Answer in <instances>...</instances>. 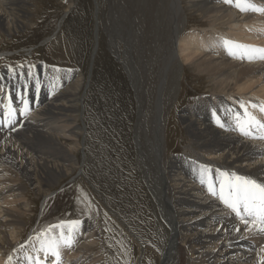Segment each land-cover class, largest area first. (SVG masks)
Masks as SVG:
<instances>
[{"label": "bare ground", "instance_id": "bare-ground-1", "mask_svg": "<svg viewBox=\"0 0 264 264\" xmlns=\"http://www.w3.org/2000/svg\"><path fill=\"white\" fill-rule=\"evenodd\" d=\"M253 2L264 7V0ZM97 3L94 0L92 61L101 40ZM108 3L106 54L110 52L122 64L134 98L133 108L127 82L117 72V95L126 107L125 132H117L118 137H125L123 156L129 146L127 126L134 110L133 151L128 159L133 156L142 183L134 175L132 196L141 207L135 216L145 223L148 219L147 226L157 227L158 242L163 243L158 258L143 264H264V233L247 229L207 190L209 182L218 190L221 178L217 170L264 182V129L253 127L252 135L245 136L237 127L238 118L241 122L248 119L240 107L243 102L248 113L264 122L259 107H252L264 106V61L241 60L222 44L227 39L264 45V13L243 12L224 0ZM29 4L30 0H0V37L28 26ZM194 19L207 23V27L188 29ZM61 20L51 35L57 33ZM20 67L24 68L23 85L18 75L13 76L20 73L18 67L0 72V264H36V257L43 264H52L55 257L49 255L45 260L37 237L29 235L22 241L20 234L32 203L29 190L44 197L59 178L78 168L74 153L82 145L84 131L79 124L83 78L74 71H48L43 65ZM39 69L44 72V81L33 80L32 91L25 82ZM188 76L191 83L205 87L209 94L177 109L175 103ZM22 98L29 102V110L23 115ZM9 100L14 112L5 107ZM9 119L15 122L6 127ZM173 139H180L182 153L170 152ZM202 167L211 170L203 176L204 183ZM90 221H81L72 247L60 248V264H108L98 249V229ZM64 227L66 230L67 225ZM59 232L53 228L46 236H58ZM142 232L138 233L144 236ZM140 250L144 252L142 247ZM29 256L34 259L29 261Z\"/></svg>", "mask_w": 264, "mask_h": 264}, {"label": "rangeland", "instance_id": "rangeland-1", "mask_svg": "<svg viewBox=\"0 0 264 264\" xmlns=\"http://www.w3.org/2000/svg\"><path fill=\"white\" fill-rule=\"evenodd\" d=\"M104 1L97 0L98 19L101 22L98 31V39L101 40H98V44L101 49L98 48V56L96 54L93 61L90 55L94 46V0H30L27 6L29 16L26 18L28 26L18 29L9 37H0V72L3 68L18 67L20 73L13 76L18 75L17 79L21 85L24 84L25 76L22 73L24 68L20 66L25 64L33 68L43 65L48 71L53 69L74 71L80 73L83 78L81 89L83 106L79 124L84 131L82 145L78 146L74 153L78 168L71 174L59 178L58 183L51 186L44 197L29 190L32 203L24 216L20 239L25 240L29 235L37 237L38 233H45L49 226L59 224L61 221L91 220L99 232L98 249L101 257L105 258L108 264H143L148 259L151 261V258H158V254L163 250V243L160 240L158 242L160 234H157L159 233L157 227L150 223L151 227L147 226L148 219L145 223L135 216L141 207L132 196H135L133 180L136 175L138 177L136 179L141 183V177L133 156L131 155L133 159L130 161L128 159L129 152L133 151L131 134L134 110L131 108V120L127 126L128 140L126 138L129 146L123 156L121 147L126 146L125 137H118L117 132H125L126 107L118 98L120 94L117 90L119 83L117 72L125 78L123 82H127L125 85L128 90L130 89L133 108L134 98L122 64L110 52L109 55L106 54L110 4L108 0ZM67 4H71L70 8H66ZM60 18L62 20L57 33L51 35ZM193 21L188 29L207 27V23L199 19ZM48 36L50 37L47 38ZM246 45L264 48L263 44ZM100 59L103 60L102 63H98ZM42 73L44 72L39 69V73L25 82L27 88H32L33 91L35 79L44 81ZM183 87L180 100L175 103L177 109L188 107L209 94L206 93L205 87L191 83L189 76L187 82H183ZM253 100L263 103L258 99ZM262 120L264 121V116ZM9 125L5 124L6 127ZM173 140L175 142L170 147V152L182 153L180 139ZM151 205L148 204L149 207H153ZM159 243L161 245L156 248L155 245Z\"/></svg>", "mask_w": 264, "mask_h": 264}, {"label": "snow or ice", "instance_id": "snow-or-ice-1", "mask_svg": "<svg viewBox=\"0 0 264 264\" xmlns=\"http://www.w3.org/2000/svg\"><path fill=\"white\" fill-rule=\"evenodd\" d=\"M225 3L234 4L240 11L247 12H259L264 13V7L257 6L253 0H224ZM230 55L236 56L237 58L248 61L261 60L264 61V48H259L252 45L239 44L234 41L224 39L222 41ZM32 75L31 72L28 73ZM39 82H37V87ZM24 108L21 110V114H26L29 110V102L27 99L22 98ZM6 108L11 109V100L9 104L5 105ZM240 107L244 109V114L248 117L247 120L241 122L237 119L238 130L245 136L252 135L250 131L253 127L264 129V122L258 120L255 116L248 113L247 108L243 103ZM252 107H259L260 112L264 113V106L253 104ZM9 113H5L7 117ZM239 117V114H237ZM9 124L14 123V120H8ZM219 123V119L217 120ZM223 127V124L220 125ZM264 138V137H261ZM211 170L207 167L201 169V183H204L203 176ZM219 177L218 190L214 182H209L207 185L208 192L217 197L236 217L246 226L247 229L255 228L259 232L264 233V182H258L256 179L250 176L238 175L236 172L219 171L217 170ZM80 220L61 221L60 224L51 225L45 233H38L37 239L40 241V251L45 253V260L48 259L49 255L55 257L52 264H60L61 254L60 248L72 247L75 243V237L79 231ZM67 225L65 230L64 225ZM53 228H59L60 232L58 236H46V232H50ZM239 230V229H237ZM23 247V245H21ZM9 260L12 258L9 257ZM32 261L34 258L29 256L27 258ZM36 264H43L39 257L35 258Z\"/></svg>", "mask_w": 264, "mask_h": 264}]
</instances>
